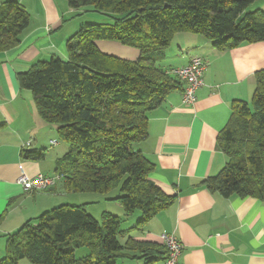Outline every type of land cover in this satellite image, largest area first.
I'll use <instances>...</instances> for the list:
<instances>
[{
  "label": "trees",
  "instance_id": "obj_1",
  "mask_svg": "<svg viewBox=\"0 0 264 264\" xmlns=\"http://www.w3.org/2000/svg\"><path fill=\"white\" fill-rule=\"evenodd\" d=\"M255 1L67 0L73 9L90 7L110 21L81 23L66 41L65 58L37 61L17 74L19 86L31 92L39 117L55 125L68 146L54 160L52 174L63 191L103 194L120 204L123 217L138 212L135 229L168 208L175 196L149 179L153 164L133 148L147 136V112L182 86L165 65L166 49L178 32L200 35L219 50L264 41V10H247ZM28 22L29 14L18 1L0 3V51L18 44ZM98 40L136 48L138 57L106 54ZM5 127L0 121V131ZM217 144L226 162L202 181L205 188L224 197L235 194L264 202V68L255 73L251 100L233 102ZM22 154L35 161L44 158L43 151L25 149ZM85 206L59 204L26 221L8 235L0 264L165 260L163 242L135 240L126 235L122 216L103 211L98 219ZM5 215L0 214V225ZM78 249L86 256L77 258Z\"/></svg>",
  "mask_w": 264,
  "mask_h": 264
},
{
  "label": "crops",
  "instance_id": "obj_2",
  "mask_svg": "<svg viewBox=\"0 0 264 264\" xmlns=\"http://www.w3.org/2000/svg\"><path fill=\"white\" fill-rule=\"evenodd\" d=\"M16 1L28 12L29 22L18 44L0 51V121L6 122L0 131V214L6 212L0 225V258L9 234L43 211L68 203L60 182L47 191H28L17 183L22 173L52 175L54 160L65 152L52 136L53 127L37 114L31 92L19 86L17 74L52 56L65 58L66 41L86 22L82 8H71L67 0ZM248 8L264 10V0ZM96 45L106 54L128 60H135L139 53L110 40H98ZM166 55L169 70L187 65L193 57L207 61L193 105L182 103V82L181 88L147 112V136L133 146L154 166L149 179L175 199L143 228L129 223L123 229L135 240L158 244H162L161 234H173L183 245L179 264H264V202L235 194L224 197L207 190L202 182L226 162L217 137L230 119L233 102L252 98L255 73L264 68V41L219 50L200 35L178 32ZM25 149L43 151L44 158H24ZM73 196L98 218L90 210L98 198ZM106 201L100 213L111 212ZM20 264L33 263L23 260ZM123 264L146 263L135 259ZM148 264H164V259Z\"/></svg>",
  "mask_w": 264,
  "mask_h": 264
},
{
  "label": "built area",
  "instance_id": "obj_3",
  "mask_svg": "<svg viewBox=\"0 0 264 264\" xmlns=\"http://www.w3.org/2000/svg\"><path fill=\"white\" fill-rule=\"evenodd\" d=\"M206 65L207 61L200 57H193L187 65L169 71L184 82L182 103L185 106H191L195 102L196 90L203 84L202 76ZM51 143L54 144L55 140H51ZM58 180L59 177L57 175L37 174L33 177H28L26 174L22 173L18 177L17 183L28 191H44L53 187ZM161 240L167 250L164 264H179V255L183 248L182 243L171 233L161 234Z\"/></svg>",
  "mask_w": 264,
  "mask_h": 264
},
{
  "label": "rangeland",
  "instance_id": "obj_4",
  "mask_svg": "<svg viewBox=\"0 0 264 264\" xmlns=\"http://www.w3.org/2000/svg\"><path fill=\"white\" fill-rule=\"evenodd\" d=\"M249 10V8L247 9ZM82 14H84V19L86 20V22H89V23H105V22H109L110 19L104 15V14H101L99 12H96L94 10H92V8L90 7H82ZM174 42V41H172ZM52 127H53V130H52V136H54L58 141V147H62L64 148V150L66 151L68 146L65 142H63L62 140L59 139L58 137V134L56 132V126L53 125V124H50ZM59 185V184H58ZM64 192V191H63ZM65 193V192H64ZM66 196V200L69 204H78L79 203V199L76 198V196H73V195H78V197H82L81 200H87V198L89 199H95L94 197L98 198L100 201L98 204H94L92 205L91 207V212H94L96 216H98V219L100 218V212L103 210V203H107L106 200H104V195L103 194H98V193H91V192H88V193H77V194H65ZM71 195V196H70ZM102 198V200H101ZM109 205L106 204L107 208L113 213V214H116V215H119V216H122L121 218L124 219V221L122 222V227H125V228H128L129 226V223H132V224H135L136 220H137V215L138 212H136V214H133L131 216H126V217H123L122 213V208L120 206V204L117 202V201H109ZM75 256L77 258L79 257H83V256H86V251L84 249H78L77 251H75Z\"/></svg>",
  "mask_w": 264,
  "mask_h": 264
}]
</instances>
